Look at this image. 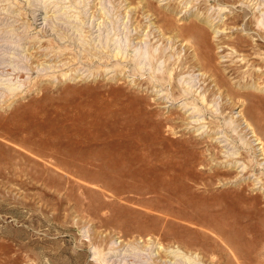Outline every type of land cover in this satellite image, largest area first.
Segmentation results:
<instances>
[{"label": "rangeland", "instance_id": "374dc122", "mask_svg": "<svg viewBox=\"0 0 264 264\" xmlns=\"http://www.w3.org/2000/svg\"><path fill=\"white\" fill-rule=\"evenodd\" d=\"M235 90L264 96V0H0V264H264Z\"/></svg>", "mask_w": 264, "mask_h": 264}, {"label": "bare ground", "instance_id": "6f19581e", "mask_svg": "<svg viewBox=\"0 0 264 264\" xmlns=\"http://www.w3.org/2000/svg\"><path fill=\"white\" fill-rule=\"evenodd\" d=\"M172 6H174V5H172V3H171V5H169V7L173 8ZM238 17H241V15H238ZM163 18H164V16H163ZM198 19H199V17H198ZM247 21L249 22L250 20H247ZM209 24H212V23L209 22ZM165 28H170V25L168 24L167 26H164V29ZM218 31L219 30H217L216 32H218ZM182 32H185V35H190L191 33H193L197 36L203 35L205 37V39L207 40L206 45L208 44V47L209 48L211 47V51L205 50L203 48L204 42L202 43V41L197 40L194 35H190L185 41L187 42L188 46H190V47H193V45H197L199 47V49H201L202 57L206 56L205 57L206 60L204 62V67L207 68L206 70H210L214 74L217 73L218 76H220L218 71H221L220 69L223 67V65L222 64L219 65L217 63V61L215 60V57H214L215 54L213 53V49H214L213 47L216 45H219V44L215 43L213 40H211L210 36H206V29H204V27H202L200 25H191L188 28H183ZM259 32H262L261 29H259ZM177 33L181 34L180 31H178ZM238 40H240V39H238ZM236 43H238V41ZM225 50H226V47L223 44V48L220 51H225ZM243 59H245V57ZM185 63H186V61H183V62L181 61V63L179 65L184 67ZM251 70H252V67H250L249 70H246L245 73L252 75L253 71L251 72ZM234 72H237V71L234 70ZM211 75L212 74L209 73V77ZM252 79L254 80L253 75H252ZM214 81H215V85H219V87H222L224 92H229V89H227L225 87V86H227L225 79H223V78L218 79V77H215ZM243 81L245 82V84L248 83L247 80L246 81L243 80ZM233 92H235L237 94H242V96L244 95V97H245V104L243 105V109L240 110L237 117H235V118L233 117L234 122L236 123L237 126H240L242 124V122H244V124H242V125H245V126H242V128L240 130L245 131L246 134L249 133L246 130H249L250 132L253 133L254 136H256V138L253 139L254 140L253 142H255V144H260L261 147H259V148L255 147V150H259V151L261 150L260 154H263V157L261 159L264 160V136L262 134V130H264V96L257 95L254 92H247V91L235 90ZM230 104L231 105L235 104V100L231 99ZM248 144H251L250 140H248ZM262 163L264 164V161L260 160V164H262ZM230 239L232 240V238H230ZM172 251L177 253L176 254L177 256L178 255L181 256L182 252L178 251L177 249H174ZM195 262H197V261H195ZM197 264H199V263H197Z\"/></svg>", "mask_w": 264, "mask_h": 264}]
</instances>
